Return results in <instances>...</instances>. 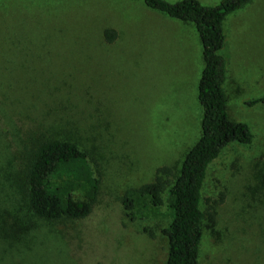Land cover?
I'll return each instance as SVG.
<instances>
[{"label":"rangeland","instance_id":"rangeland-1","mask_svg":"<svg viewBox=\"0 0 264 264\" xmlns=\"http://www.w3.org/2000/svg\"><path fill=\"white\" fill-rule=\"evenodd\" d=\"M224 32L229 115L254 141L227 146L208 172L202 209L215 220L199 263L264 264V0ZM203 68L195 26L143 0H0V264H164L166 210L132 221L120 199L161 167L177 172L199 139ZM48 139L76 142L99 173L83 220L46 222L26 207L27 150Z\"/></svg>","mask_w":264,"mask_h":264},{"label":"trees","instance_id":"trees-1","mask_svg":"<svg viewBox=\"0 0 264 264\" xmlns=\"http://www.w3.org/2000/svg\"><path fill=\"white\" fill-rule=\"evenodd\" d=\"M143 1L152 11L195 26L204 63L198 85L203 117L199 139L186 153L179 170L159 168L152 182L127 189L120 203L125 217L132 221L161 216L165 209L169 222L161 229L166 240L164 264H200L204 225L207 219L210 224L215 220V216L202 209L208 172L227 146H247L254 141L247 124L230 118L225 89L227 61L221 54L226 45V18L253 0H222L216 6H205L197 0ZM116 38L115 30L104 32L106 43L111 44ZM91 163L88 152L70 139H48L30 147L21 187L32 216L52 223L87 218L101 191L99 173Z\"/></svg>","mask_w":264,"mask_h":264}]
</instances>
